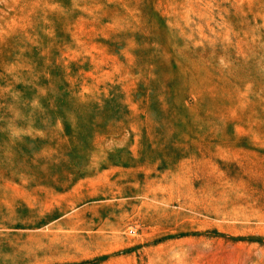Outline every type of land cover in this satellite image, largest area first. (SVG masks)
<instances>
[{
    "label": "rangeland",
    "instance_id": "1",
    "mask_svg": "<svg viewBox=\"0 0 264 264\" xmlns=\"http://www.w3.org/2000/svg\"><path fill=\"white\" fill-rule=\"evenodd\" d=\"M0 264H264V0H0Z\"/></svg>",
    "mask_w": 264,
    "mask_h": 264
}]
</instances>
